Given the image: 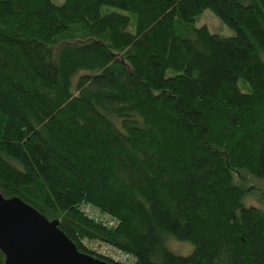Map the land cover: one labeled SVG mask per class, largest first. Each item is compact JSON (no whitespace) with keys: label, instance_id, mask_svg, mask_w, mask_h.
Masks as SVG:
<instances>
[{"label":"trees","instance_id":"obj_1","mask_svg":"<svg viewBox=\"0 0 264 264\" xmlns=\"http://www.w3.org/2000/svg\"><path fill=\"white\" fill-rule=\"evenodd\" d=\"M203 9L233 35L195 27ZM252 180L264 184V0H0V193L79 252L264 264Z\"/></svg>","mask_w":264,"mask_h":264},{"label":"water","instance_id":"obj_2","mask_svg":"<svg viewBox=\"0 0 264 264\" xmlns=\"http://www.w3.org/2000/svg\"><path fill=\"white\" fill-rule=\"evenodd\" d=\"M0 252L4 264H114L79 252L55 219L1 193Z\"/></svg>","mask_w":264,"mask_h":264},{"label":"rangeland","instance_id":"obj_3","mask_svg":"<svg viewBox=\"0 0 264 264\" xmlns=\"http://www.w3.org/2000/svg\"><path fill=\"white\" fill-rule=\"evenodd\" d=\"M63 0H52L54 4H60L62 3ZM102 13H106L108 11H117L119 13L131 16V14L125 12V11H120L118 9H115L114 7L110 6H102L100 8ZM132 17V16H131ZM194 26L199 27V26H205L207 30L211 33L217 34L222 37H229L233 35V31L228 28L224 23H222L209 9H203L195 18H194ZM170 72V70L168 71ZM239 83V88L242 92L247 91L246 86H242ZM255 186L258 188H262L264 190V184H262L259 181H251ZM248 203L253 204L256 206H259L264 209V202H258L256 199L253 197L248 198ZM260 201V200H259ZM168 246L174 253L180 254V255H186L191 252L192 250V245L188 242H183V241H177L174 239H169L168 240Z\"/></svg>","mask_w":264,"mask_h":264},{"label":"built area","instance_id":"obj_4","mask_svg":"<svg viewBox=\"0 0 264 264\" xmlns=\"http://www.w3.org/2000/svg\"><path fill=\"white\" fill-rule=\"evenodd\" d=\"M88 215L90 216H97L99 213L97 212V209H88V207H84L83 209ZM104 221H107L109 224L111 223L106 217L103 219ZM98 253L101 255H104L108 257L110 260H112L115 263H123L127 261V255L123 254L119 251H116L114 249L108 248V247H98Z\"/></svg>","mask_w":264,"mask_h":264}]
</instances>
